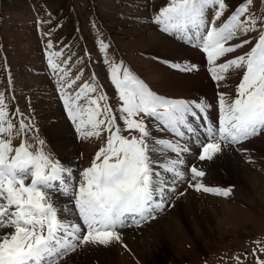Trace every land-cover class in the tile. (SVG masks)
Instances as JSON below:
<instances>
[{
	"label": "rangeland",
	"instance_id": "obj_1",
	"mask_svg": "<svg viewBox=\"0 0 264 264\" xmlns=\"http://www.w3.org/2000/svg\"><path fill=\"white\" fill-rule=\"evenodd\" d=\"M244 2L225 0L227 8L220 22ZM169 3L170 0H0V93L7 105L8 118L15 126L13 147L26 141L35 151L41 147L39 141L42 140L43 151L61 166L73 167L74 173L79 175L73 177L77 182L82 180L81 173L105 146L108 133L101 131L99 137L77 138L62 92L74 95L80 85L91 84L78 81L76 76L84 75L88 67L96 68L97 77L107 87L103 93L97 89L88 95H105L107 100L100 101L101 105L110 106L118 116L120 100L112 85L108 62L122 63L157 95L204 100L211 106L223 94L226 103H231L245 69H229L224 73L225 79L213 80L209 63L203 62L198 52L156 32L147 20ZM247 16L257 19L256 30L229 40L227 45L244 40L251 42L220 57L217 65L248 53L256 39L264 35V0H252L241 19ZM218 24L216 20V26ZM148 36L156 39V43L147 41ZM161 36L169 41L172 52L152 55L154 46L162 41ZM101 41L106 45L103 50ZM53 53H59L52 56L59 66L57 71L49 65ZM167 60L186 61L192 72L167 70L162 66ZM190 78L195 79L189 82ZM69 83L71 88L67 87ZM144 119L150 132L158 126L159 139L168 140L159 125ZM21 121L27 126L23 131H20ZM64 124L68 126V137L63 136ZM117 124L122 127L123 135H129L123 131L119 117ZM0 138H7L6 134ZM149 143H152L150 139ZM197 152L201 154L202 150L191 149L181 154L184 163L178 168L183 178L180 182H176L177 177L172 179V183L175 182L171 189L164 188L165 198L156 196L159 199L155 201L162 204L159 213L140 224H134L130 218L125 226L116 229L119 241L114 240L107 246H78L60 258L59 264H257V260L264 261V251H261L264 249V186L255 189L245 177L249 173L264 184V131L240 144H222L221 151L211 160L201 161L195 156ZM150 156L160 158L154 164L156 168L176 158V154L169 151L152 152ZM71 158L74 160L70 163L62 162ZM191 165L205 175L193 180L192 173L188 172ZM157 172L162 179H167L168 173L161 167ZM77 182L73 186H77ZM197 182L231 191L226 196L197 191L190 186ZM165 184L171 183L165 181ZM58 200L67 201V207L74 208L69 197L55 199ZM167 218L177 226L176 232L170 231V237L159 225ZM11 231V228L0 229V235Z\"/></svg>",
	"mask_w": 264,
	"mask_h": 264
},
{
	"label": "snow or ice",
	"instance_id": "obj_2",
	"mask_svg": "<svg viewBox=\"0 0 264 264\" xmlns=\"http://www.w3.org/2000/svg\"><path fill=\"white\" fill-rule=\"evenodd\" d=\"M251 4L252 0H245L219 27L216 20L227 8L225 0H170L154 18L161 31L177 35L207 54L213 80L225 79L224 73L229 69H245L236 98L226 103L223 94L220 95L218 126L207 127L208 139L201 145L202 152L198 156L201 161L211 160L221 151L222 144L241 143L264 131V35L248 53L216 64L226 53L251 42L244 40L240 44L227 45L229 40L256 30L258 21L254 16L241 19ZM208 9H213L211 20L206 17ZM100 45L102 50L106 48L102 41ZM56 55L59 53L49 57L53 71L59 68L52 59ZM108 64L121 101L119 119L123 121V131L129 135L122 134L113 109L101 105L100 101L107 100L105 95H88L97 91L94 85L86 83L74 95L62 92L77 138L99 137L101 131L109 133L105 146L97 151L90 167L81 173L82 180L71 188L66 180L68 170L43 151L44 141H39L41 147L35 151L26 141L13 147L15 126L8 118L7 105L0 93V137L5 134L7 137L0 138V229H12L0 235V264H59L60 258L78 246H107L114 240L119 241L116 229L125 226L126 220L131 218L139 224L150 218L154 209L162 207L155 202V197L163 196L165 181L152 167L156 163L150 156L152 152L175 153V159L160 166L164 172L183 178L178 165L184 163L181 154L189 149L178 141L166 139H153L150 144L152 133L144 117L154 119L163 130L183 138L185 131L182 129L193 132L194 120H207L209 105L204 100L159 96L122 63ZM170 66L181 71L192 70L187 65ZM71 86V83L67 85ZM25 127L21 121L20 131ZM190 172L193 180L205 175L194 165L190 166ZM57 184L63 186L62 191L69 195L74 208H60L48 195ZM190 186L216 195L226 196L231 191L206 187L200 182ZM72 211L79 222L62 215ZM257 264H264V261L257 260Z\"/></svg>",
	"mask_w": 264,
	"mask_h": 264
},
{
	"label": "bare ground",
	"instance_id": "obj_3",
	"mask_svg": "<svg viewBox=\"0 0 264 264\" xmlns=\"http://www.w3.org/2000/svg\"><path fill=\"white\" fill-rule=\"evenodd\" d=\"M148 39H147V41H152L153 43H156V39H153L152 37H150V36H148L147 37ZM161 40L162 41H158V43L154 46V48L152 49V51H151V54L152 55H160V54H167L168 55V52L170 53V51H171V47L169 46V41H167V39H165L164 37H162L161 36ZM148 43H150V42H148ZM151 49V48H150ZM172 52V51H171ZM164 56V55H163ZM191 63H193V61L191 62ZM166 69V68H165ZM167 70H169L168 68H167ZM192 71H184V72H179V73H183V74H186V73H191ZM201 75V74H200ZM195 78H190V79H188V81L189 82H192L193 80H194ZM177 85V84H176ZM201 86H203L202 85V82L200 83V87ZM180 90V89H179ZM159 129L163 132L164 130L161 128V127H159ZM62 130H63V136L64 137H68V135H69V130H68V126L66 125V124H64L63 125V127H62ZM151 133H152V137H150L149 139H150V141L152 142V140L153 139H159V137H160V134H159V131H158V126L156 127V126H154V128H153V130L151 131ZM164 133V132H163ZM165 134V133H164ZM191 134H193V132H187V130L185 131V136L183 137V138H180V137H172V136H168V135H166L167 137H168V140H172V141H178L179 143L181 142H183V144H182V146H186L189 150H191L192 149V151L194 150V148L192 147L193 145H187L186 143H185V140L186 139H188V137L189 138H191L190 137V135ZM186 138V139H185ZM164 139V138H163ZM152 158L156 161V162H158L159 160H160V158L158 157V159L157 158H155V157H153L152 156ZM72 160H74L73 158H71V159H64L62 162L63 163H70V162H72ZM155 164V163H154ZM154 164L152 165V167L154 166ZM64 166H67V164L66 165H64ZM63 166V167H64ZM68 167V166H67ZM161 166L159 165L158 166V168H156L155 166L153 167L156 171H158V169L160 168ZM189 167V166H188ZM170 175V176H169ZM173 174L172 173H168V177H167V179L166 180H164V181H166V182H168V183H171V184H169V185H166L165 184V187L164 188H167L168 190H170L171 188V185L175 182V181H173V183H172V179H174L175 177L174 176H172ZM245 177H246V180L247 181H249L250 183H251V185L253 186V188H255L256 189V187H258V186H264V184L261 182V181H259L258 180V178H256V179H254L249 173H246L245 174ZM181 179L182 178H180V177H177V180H176V182H180L181 181ZM167 190V191H168ZM260 191V190H259ZM258 192V191H257ZM260 193V192H259ZM53 195V194H52ZM50 196L51 198H52V200H54L53 202L58 206V207H60V208H64V207H67V205H66V203H68L67 201H63V200H58V202L57 201H55V199H60V197L59 196H57V195H55V196ZM159 196V195H158ZM163 196H166V194L165 193H163ZM162 197V196H161ZM70 202V201H69ZM68 208V207H67ZM71 209V208H70ZM154 210H160V209H154ZM153 210V211H154ZM73 212H67V213H63L62 215H64V217L66 218V219H69V220H75V221H78V218L76 217V215H73L72 214ZM72 214V215H71ZM136 218H139V217H136ZM159 225L161 226V229H162V231H164L165 232V234L167 235V236H171L172 234H171V232L170 231H173V232H176V229H177V226H176V224L175 223H173V221L172 220H169L168 218L164 221V222H162V223H159ZM196 226H198V225H196ZM218 226V225H217ZM176 227V228H175ZM199 227V226H198ZM219 227V226H218ZM117 256V255H116ZM118 262H120L121 263V261L120 260H117Z\"/></svg>",
	"mask_w": 264,
	"mask_h": 264
},
{
	"label": "crops",
	"instance_id": "obj_4",
	"mask_svg": "<svg viewBox=\"0 0 264 264\" xmlns=\"http://www.w3.org/2000/svg\"><path fill=\"white\" fill-rule=\"evenodd\" d=\"M187 74V73H186Z\"/></svg>",
	"mask_w": 264,
	"mask_h": 264
}]
</instances>
